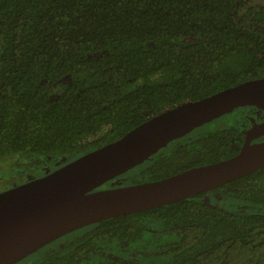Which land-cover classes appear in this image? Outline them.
Instances as JSON below:
<instances>
[{
    "label": "trees",
    "instance_id": "obj_1",
    "mask_svg": "<svg viewBox=\"0 0 264 264\" xmlns=\"http://www.w3.org/2000/svg\"><path fill=\"white\" fill-rule=\"evenodd\" d=\"M247 1L0 0V158L72 160L168 108L264 77V5L244 11ZM253 109L264 113L233 109L114 179L234 156ZM70 233L32 264H264V167Z\"/></svg>",
    "mask_w": 264,
    "mask_h": 264
},
{
    "label": "water",
    "instance_id": "obj_2",
    "mask_svg": "<svg viewBox=\"0 0 264 264\" xmlns=\"http://www.w3.org/2000/svg\"><path fill=\"white\" fill-rule=\"evenodd\" d=\"M264 111V77L168 108L120 138L57 170L0 192V264H16L54 240L113 217L171 204L264 167V121L250 128L237 154L168 177L96 190L172 140L239 107Z\"/></svg>",
    "mask_w": 264,
    "mask_h": 264
},
{
    "label": "rangeland",
    "instance_id": "obj_3",
    "mask_svg": "<svg viewBox=\"0 0 264 264\" xmlns=\"http://www.w3.org/2000/svg\"><path fill=\"white\" fill-rule=\"evenodd\" d=\"M261 5H264V0H248L244 6V11L247 9L257 11ZM241 111L242 109L239 111L236 110L233 114L235 116H239ZM245 115L247 116L246 120L249 122L250 128L264 119V113L259 111V109H253L252 111L245 110ZM70 161L71 159L69 160L67 157L59 158L52 155H24L17 153L4 156L0 158V192L41 178L69 163ZM138 174L139 173L132 171L129 176H121L103 184L100 190L135 184L136 182H133L132 178ZM141 182H146V180L141 178ZM226 199V197L211 194L208 198H205V201L207 202V200H210V204L225 210L228 209V204L225 203L227 201ZM66 236L68 237L69 234ZM46 246H44L45 249L40 253L38 252L42 248L36 252L38 254L34 253L29 255L16 264H32L38 261L40 258H42V255H45V253L52 250L53 245Z\"/></svg>",
    "mask_w": 264,
    "mask_h": 264
},
{
    "label": "flooded vegetation",
    "instance_id": "obj_4",
    "mask_svg": "<svg viewBox=\"0 0 264 264\" xmlns=\"http://www.w3.org/2000/svg\"><path fill=\"white\" fill-rule=\"evenodd\" d=\"M253 107H254V106H253ZM262 121H264V119H263ZM260 122H261V121H260ZM261 140H264V135L254 138L251 142H252V143H255V142H259V141H261ZM172 141H174V140H172ZM172 141H171V142H172ZM112 180H113V179H112ZM110 181H111V180H110ZM108 182H109V181H108ZM101 187H102V185L99 186L96 190H100Z\"/></svg>",
    "mask_w": 264,
    "mask_h": 264
}]
</instances>
